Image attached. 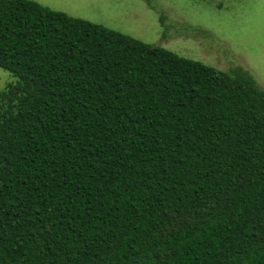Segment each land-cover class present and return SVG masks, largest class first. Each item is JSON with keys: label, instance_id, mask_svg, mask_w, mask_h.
Wrapping results in <instances>:
<instances>
[{"label": "trees", "instance_id": "16d2710c", "mask_svg": "<svg viewBox=\"0 0 264 264\" xmlns=\"http://www.w3.org/2000/svg\"><path fill=\"white\" fill-rule=\"evenodd\" d=\"M0 69V264H264L247 72L32 0H0Z\"/></svg>", "mask_w": 264, "mask_h": 264}, {"label": "rangeland", "instance_id": "374dc122", "mask_svg": "<svg viewBox=\"0 0 264 264\" xmlns=\"http://www.w3.org/2000/svg\"><path fill=\"white\" fill-rule=\"evenodd\" d=\"M32 1L218 70L240 68L264 91V0ZM13 83L0 69V91Z\"/></svg>", "mask_w": 264, "mask_h": 264}]
</instances>
